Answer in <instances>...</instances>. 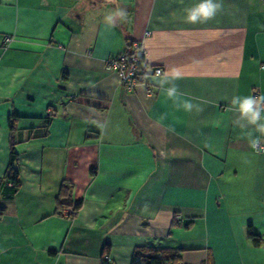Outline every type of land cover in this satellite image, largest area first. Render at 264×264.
Instances as JSON below:
<instances>
[{
	"label": "crops",
	"instance_id": "crops-1",
	"mask_svg": "<svg viewBox=\"0 0 264 264\" xmlns=\"http://www.w3.org/2000/svg\"><path fill=\"white\" fill-rule=\"evenodd\" d=\"M197 3L0 0V180L10 141L20 176L13 195L0 185V264H130L140 246L180 248L179 264H264V151L231 106L264 96V0L187 23ZM117 9L127 18L110 25ZM132 41L161 76L181 71L176 102L156 75L128 90L106 69ZM189 99L201 110L175 106Z\"/></svg>",
	"mask_w": 264,
	"mask_h": 264
},
{
	"label": "clouds",
	"instance_id": "clouds-1",
	"mask_svg": "<svg viewBox=\"0 0 264 264\" xmlns=\"http://www.w3.org/2000/svg\"><path fill=\"white\" fill-rule=\"evenodd\" d=\"M222 9V0H199V3L191 8L185 9L187 23H207L212 20ZM120 17L122 19L127 18V12L123 9H117V11L106 17V21L111 25L114 22V17ZM182 73L179 69L173 68L167 71L161 76L158 72L156 77H153L158 86L166 92L169 99L174 102L178 100V97L182 95L179 92L176 80L180 79ZM167 85V87H166ZM177 108L182 107L186 112H191L194 108L199 111L200 106L194 104L190 99L184 100L182 103H175ZM232 110L237 113L234 124L239 126L242 130L248 126H253L251 131H247L244 134L249 140V146L253 150L259 148L260 151H264V147L261 146V137H264V96H234L231 99ZM254 133H259V136H255Z\"/></svg>",
	"mask_w": 264,
	"mask_h": 264
},
{
	"label": "trees",
	"instance_id": "trees-1",
	"mask_svg": "<svg viewBox=\"0 0 264 264\" xmlns=\"http://www.w3.org/2000/svg\"><path fill=\"white\" fill-rule=\"evenodd\" d=\"M131 43L129 42L127 43V47L124 51H129V52L131 51ZM149 76L151 75H148L144 78L143 83H146V80ZM8 125L10 128L12 127L11 119L9 120ZM8 182H9V186L7 185ZM1 183L3 184L4 188L8 189L11 195L16 193V191H18L20 187L18 155L15 151L14 144L11 141H10V150H9V161L4 177L0 180V185ZM70 188L71 187L69 184H67L66 182H62L59 188L58 196L56 197L57 206L61 207V204L63 202L61 200L62 196L68 197L70 195ZM80 205L81 202L72 204L71 207L67 209V211L72 210L74 211L75 214L76 211L79 209ZM3 210L4 209L0 207V213ZM247 238L250 240V242L253 245H259L262 241L261 237L253 231L251 226H249L247 229ZM180 253H181L180 248L140 246L134 250L130 264H179Z\"/></svg>",
	"mask_w": 264,
	"mask_h": 264
},
{
	"label": "built area",
	"instance_id": "built-area-1",
	"mask_svg": "<svg viewBox=\"0 0 264 264\" xmlns=\"http://www.w3.org/2000/svg\"><path fill=\"white\" fill-rule=\"evenodd\" d=\"M145 36L149 35V31H145ZM10 41V36L4 34L1 38L3 46H7ZM146 49L142 44L136 41L131 43V51H122L117 55L106 60L105 67L116 74L121 84L128 90L135 87L137 84L144 82V78L148 75L161 74L160 67L152 66L146 61ZM256 95V94H255ZM260 147H264L261 143ZM259 150V148H258ZM67 214H74V211L69 210Z\"/></svg>",
	"mask_w": 264,
	"mask_h": 264
}]
</instances>
